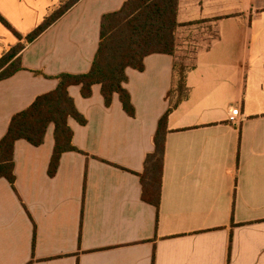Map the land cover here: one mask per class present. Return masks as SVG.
Segmentation results:
<instances>
[{"label":"crops","instance_id":"obj_1","mask_svg":"<svg viewBox=\"0 0 264 264\" xmlns=\"http://www.w3.org/2000/svg\"><path fill=\"white\" fill-rule=\"evenodd\" d=\"M126 1L80 0L25 44L22 69L0 81V140L57 76L90 71L102 17ZM237 4L178 0L179 24L209 21L219 39L197 54L167 118L159 207L143 200L140 176L173 102L175 58L152 54L143 71H125L133 117L117 94L106 107L99 85L89 98L68 88L86 123L68 120L77 152L61 156L53 177V125L39 147L15 142L14 187L0 179V264H264V0ZM58 5L0 0L22 37L0 22V57Z\"/></svg>","mask_w":264,"mask_h":264},{"label":"trees","instance_id":"obj_2","mask_svg":"<svg viewBox=\"0 0 264 264\" xmlns=\"http://www.w3.org/2000/svg\"><path fill=\"white\" fill-rule=\"evenodd\" d=\"M79 1L67 0L65 5L58 6L36 29L25 36L24 43L10 48L0 57V81L22 69L18 55L25 44L33 42ZM59 4H62V0H59ZM177 10L178 0H127L119 11L104 15L99 45L90 71L80 75L57 76L58 84L54 91L37 97L31 106L11 118L8 130L0 140V179H6L14 187L15 142L24 140L39 147L43 144L49 125L54 126V149L48 166L49 177L55 175L64 153L77 152L72 144L73 133L68 120L73 119L80 125H85L86 121L76 110L68 94L69 87L80 86L82 97L89 98L92 86L99 85L106 107L111 105L113 95L117 94L125 113L133 117L134 108L130 96L123 88L126 82L125 71L131 68L141 72L145 57L165 54L175 58L174 85L168 93L173 102L159 120L154 137V152L147 156L140 176L143 200L158 208L167 118L186 97V73L196 67L197 54L219 39L209 21L179 24ZM0 22L18 40H22L1 17ZM180 28L187 33H181Z\"/></svg>","mask_w":264,"mask_h":264},{"label":"built area","instance_id":"obj_3","mask_svg":"<svg viewBox=\"0 0 264 264\" xmlns=\"http://www.w3.org/2000/svg\"><path fill=\"white\" fill-rule=\"evenodd\" d=\"M237 117H238V113L236 109L231 110L230 115H229V119L231 121H237Z\"/></svg>","mask_w":264,"mask_h":264},{"label":"rangeland","instance_id":"obj_4","mask_svg":"<svg viewBox=\"0 0 264 264\" xmlns=\"http://www.w3.org/2000/svg\"><path fill=\"white\" fill-rule=\"evenodd\" d=\"M238 1H240V0H238ZM231 2H232V4L234 3V4H237V0H231ZM67 3V0H62V4H59L58 6H62L63 4L65 5ZM238 5V4H237ZM9 70V69H8ZM7 70V71H8Z\"/></svg>","mask_w":264,"mask_h":264}]
</instances>
